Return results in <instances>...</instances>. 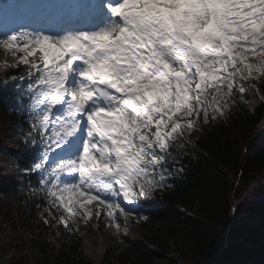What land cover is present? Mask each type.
<instances>
[{"label":"snow or ice","instance_id":"1","mask_svg":"<svg viewBox=\"0 0 264 264\" xmlns=\"http://www.w3.org/2000/svg\"><path fill=\"white\" fill-rule=\"evenodd\" d=\"M0 46L26 69L0 92L27 123L33 191L69 231L102 212L119 229L116 214L170 187L169 159L264 73V0H8Z\"/></svg>","mask_w":264,"mask_h":264},{"label":"trees","instance_id":"2","mask_svg":"<svg viewBox=\"0 0 264 264\" xmlns=\"http://www.w3.org/2000/svg\"><path fill=\"white\" fill-rule=\"evenodd\" d=\"M13 66L0 71V77L9 79L26 72L23 65ZM244 83V98L237 94L234 107L203 123L189 136L190 142L180 154L169 159L171 186L142 201L136 209L140 215L128 217L140 220V238L121 235L118 244L105 248L97 264H153L162 256L169 264H264V203L252 201L232 209L230 202L235 179L238 185L264 180V146L255 142V134L264 127V73L248 75ZM257 91L262 99L253 108L248 101ZM14 98L11 88L0 92V127L8 129L7 138L14 140V168L23 184L30 186L24 193L27 199L20 220L38 256L32 261L14 259L9 264H95L83 256L80 238L53 221L42 194L33 191L35 176L25 173L34 153L19 143L27 123L19 113L10 111L8 105ZM17 184L13 179L0 181V195L17 192ZM260 186L264 195V183ZM11 214L15 219L14 210ZM101 215L104 217L103 212ZM116 215L120 224L121 216ZM45 218L50 223L46 224ZM68 223L71 226L70 220Z\"/></svg>","mask_w":264,"mask_h":264},{"label":"rangeland","instance_id":"3","mask_svg":"<svg viewBox=\"0 0 264 264\" xmlns=\"http://www.w3.org/2000/svg\"><path fill=\"white\" fill-rule=\"evenodd\" d=\"M23 1L20 0V3L25 2ZM3 3L4 1L0 0V4ZM18 57L19 53L13 55L11 51L0 46V71L5 70L9 65H15L18 62ZM252 58L261 59L259 55ZM260 99H262V95L260 91H257V96L249 100L248 104L254 108L258 106ZM7 130L0 127V181L5 183L7 180L13 179L18 184L16 186L17 192H7L3 196L0 195V264H9L10 261L22 257L32 261L38 256L37 251L30 244L31 235L26 230L22 220H20L21 207L23 201L27 199L24 193L29 190L30 186L28 183L23 184L19 170L14 168L13 161L14 156L17 154V147L14 140L7 138L9 135L6 132ZM255 142L264 146L263 126L255 134ZM262 183H264V180ZM262 183L261 180L253 179L246 185H238L237 179H235L230 194L232 209L236 206H243V204L247 205V203L252 201L264 203V195L259 192L262 189L260 186ZM95 203L86 204L85 208L91 209L95 213ZM13 210L16 213L15 219L11 214ZM69 220L72 226V233L74 236H78L82 242L83 256L91 259L95 264L99 263L107 246L118 244V239L121 235H126L133 239L140 238V220L138 218L125 219L121 216L119 229L109 226L113 221L106 213L104 217L101 215L99 218L93 214L87 220L83 216H75ZM171 257L177 259L176 255H171ZM153 264H169V262L166 257L162 256Z\"/></svg>","mask_w":264,"mask_h":264},{"label":"bare ground","instance_id":"4","mask_svg":"<svg viewBox=\"0 0 264 264\" xmlns=\"http://www.w3.org/2000/svg\"><path fill=\"white\" fill-rule=\"evenodd\" d=\"M99 250H101V249H99Z\"/></svg>","mask_w":264,"mask_h":264}]
</instances>
